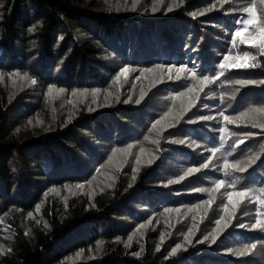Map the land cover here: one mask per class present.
Instances as JSON below:
<instances>
[{
	"label": "trees",
	"instance_id": "1",
	"mask_svg": "<svg viewBox=\"0 0 264 264\" xmlns=\"http://www.w3.org/2000/svg\"><path fill=\"white\" fill-rule=\"evenodd\" d=\"M125 1L0 0V264H264V0Z\"/></svg>",
	"mask_w": 264,
	"mask_h": 264
},
{
	"label": "rangeland",
	"instance_id": "2",
	"mask_svg": "<svg viewBox=\"0 0 264 264\" xmlns=\"http://www.w3.org/2000/svg\"><path fill=\"white\" fill-rule=\"evenodd\" d=\"M104 1L105 2H109L111 0H109V1L108 0H104ZM134 1H135V5H138L139 4V5L142 6V5H144L146 3V0H134ZM232 1L233 2H236L235 3L236 9H237V7H239L238 9L239 10L241 9L242 13L245 12L244 10L247 9L246 4H243V5H240L239 4L243 0H232ZM245 1H248V0H245ZM125 3H126L125 0H122V1L113 0L112 4L109 7H113V8L114 7H122V6H124ZM119 10H124V7L120 8ZM38 14H39L38 8L37 7H31V17L36 18L38 16ZM251 18H252V16L249 13L247 19H251ZM236 21H237L236 23L238 25L240 23V21H241V18L236 19ZM243 25H244V28L245 27L247 28V26H248V25H245L244 22H243ZM252 44L253 45H256L254 43H252ZM261 52L263 53V56H264V44H262ZM245 55H247V57H248V59H247V61H245V63L246 64H249L250 59H251V56L249 54H245ZM245 55L242 58H240L237 61L236 64H238L241 61H243V58L245 57ZM122 70L123 69H120V70L116 71V76L108 81V83L109 82L110 83L106 85V88L105 89L110 88V94H116L115 93V90L113 89V86L116 84V81H119L122 78H124V80H123V81H125V92L123 94L124 97L129 96L130 94L132 95L133 93H136L137 92L136 89H139L138 91H141V93L143 91L145 92V89L147 87H148L147 88V90H148L147 92L149 93V95L150 96L153 95V89H152V91H150V89L152 87L149 86V85H147L146 82L149 80V78H152L151 76H154V72H150V71L148 72V71H146V73H142L143 72V70H142L139 73H135V72H131L130 73L129 70H128L127 73L121 74L122 73ZM10 76H11L10 82H11L12 88L15 91H17V90L18 91H21L22 88H24V87H27L28 88L29 87V90L28 91H25V93L26 94L29 93V94H31V96L32 95L36 96L35 94H37V93L35 91H33V90H35L34 87H33L34 86L33 81L29 82L23 75H20L19 73H14V74H11L10 73ZM125 79H128V80H125ZM142 86H144L143 89H141ZM164 88L165 87L161 88L156 94H154L151 97V98H153L152 105H153L154 109H155V107H158L159 108V112H161L163 110V107L167 103L166 102L167 101L166 100V97L161 96V93L163 91H165ZM105 94H107L106 91H105ZM136 94H138V92ZM74 95L78 96L77 94H74ZM155 95H158L159 97H156L155 98ZM82 96H83V94L79 97V99L82 100ZM91 96L93 97L94 94L91 93ZM136 96L137 95H135L134 97H136ZM53 98L57 102H53V100H52V102H50L52 105H54L53 103H58V104H63V106H64V102H61V100L64 101L63 95L61 93H54L52 95V97L50 96V99H53ZM140 155L141 156H145V155H143L141 153H140ZM88 189L91 190V187L88 188ZM7 234H8L7 231H4V230L0 229V246H3L2 244H6L7 243V241H8V235ZM67 259L68 258H66V260ZM68 261L69 262L71 261L73 264H82V263L86 262L87 259H85V260L82 261V258L81 257H74L73 256L72 260L71 259H68Z\"/></svg>",
	"mask_w": 264,
	"mask_h": 264
},
{
	"label": "snow or ice",
	"instance_id": "3",
	"mask_svg": "<svg viewBox=\"0 0 264 264\" xmlns=\"http://www.w3.org/2000/svg\"><path fill=\"white\" fill-rule=\"evenodd\" d=\"M248 12L251 14L252 18L251 19H246L244 21V23H245V25H252V24H254L256 22V14H255V12L253 11L252 8H249L248 9ZM29 31H32V29H29ZM245 31H247V29H245ZM242 35H244V33H242L241 31H237L235 33V36L236 37H240ZM262 37H264V30H262ZM253 39H255V38H253ZM243 42L246 43L247 41H243ZM262 42H264V39H262ZM228 59H229V57L226 55L224 57V60L227 61ZM247 59H248V57H247V55H245V57L243 58V61H241L238 64H233L232 67H236V68H244V67H247V64L245 63V61H247ZM158 67H159V65H158ZM219 67L221 69H223L225 67V64L222 63V64L219 65ZM179 70L180 71H184L183 68H181ZM168 71L170 72L171 71V68H169ZM127 72H128V69L127 68H124L122 70V73L121 74L127 73ZM192 75H195V73H192ZM208 79H209L208 76H204L202 83L204 81H207ZM33 83H35V81H33ZM49 91H51V88H49ZM61 91H63V89H61ZM189 91H192V90L189 89ZM124 102L127 103L128 101L125 100ZM139 102H140L139 100L136 101V103H139ZM224 118H225V120L228 119L227 116H225ZM200 119H208V117L207 116H204V117H200ZM215 150L216 149H213V151H215ZM225 167H228V165L226 164ZM223 184H224V181L223 180H218L217 183H216V188H220ZM246 195H247V192L246 191L229 192L227 194L228 203L232 205L233 209H235L236 203L239 202V198L245 197ZM234 198H236L235 201H234ZM259 203L264 204V200H260ZM225 210L227 211V207L225 208ZM217 223H219V221H217ZM260 224H261V221L260 220H257L256 221V224L253 225V227H257ZM241 227H243V225H241ZM205 239H207V237H205ZM252 247H255V244H253ZM173 251H175V249Z\"/></svg>",
	"mask_w": 264,
	"mask_h": 264
},
{
	"label": "bare ground",
	"instance_id": "4",
	"mask_svg": "<svg viewBox=\"0 0 264 264\" xmlns=\"http://www.w3.org/2000/svg\"><path fill=\"white\" fill-rule=\"evenodd\" d=\"M64 42V41H63Z\"/></svg>",
	"mask_w": 264,
	"mask_h": 264
}]
</instances>
